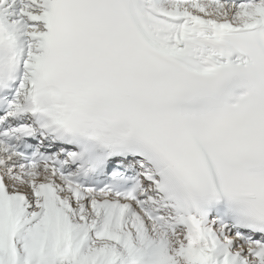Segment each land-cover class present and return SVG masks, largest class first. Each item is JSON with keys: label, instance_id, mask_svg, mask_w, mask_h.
Segmentation results:
<instances>
[{"label": "snow or ice", "instance_id": "obj_1", "mask_svg": "<svg viewBox=\"0 0 264 264\" xmlns=\"http://www.w3.org/2000/svg\"><path fill=\"white\" fill-rule=\"evenodd\" d=\"M0 264H264V0H0Z\"/></svg>", "mask_w": 264, "mask_h": 264}]
</instances>
